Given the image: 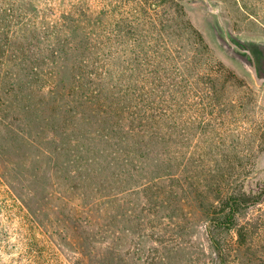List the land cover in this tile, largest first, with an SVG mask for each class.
Masks as SVG:
<instances>
[{
	"label": "rangeland",
	"instance_id": "1",
	"mask_svg": "<svg viewBox=\"0 0 264 264\" xmlns=\"http://www.w3.org/2000/svg\"><path fill=\"white\" fill-rule=\"evenodd\" d=\"M27 8L37 11L29 16ZM64 12L70 20L96 25L94 34L100 28L103 52L111 49V37L119 45L129 41V24L145 27L134 33L141 38L151 29L150 16L161 30L171 20L176 19L174 30L182 18L188 20L209 47L203 67L212 64L213 56L243 85L230 87L220 106L203 94L202 83L196 91L167 98L163 148L183 181H170L162 170L157 181L146 183L131 168L127 182L126 169L119 168L113 193L101 194L41 193V184L49 186L50 164L38 161L36 133L56 137L60 128L54 134L52 117L40 121L33 114L45 107V96L35 98L31 112L15 99L5 100L8 108L0 117V264H264V197L241 218L243 237L238 228L214 229L208 212L236 182L264 191V86L255 83L223 42L224 29L249 46L264 42V0H0V27L26 19L54 22ZM190 44L191 54L200 55L198 41L191 37ZM238 96L247 103L240 104ZM50 148L56 150L55 144Z\"/></svg>",
	"mask_w": 264,
	"mask_h": 264
},
{
	"label": "trees",
	"instance_id": "2",
	"mask_svg": "<svg viewBox=\"0 0 264 264\" xmlns=\"http://www.w3.org/2000/svg\"><path fill=\"white\" fill-rule=\"evenodd\" d=\"M35 10L27 8L29 16ZM68 15L64 12L62 19L54 22L26 19L0 27V117L8 108L5 100L12 103L15 99L31 112L35 98L41 101L39 97L45 96L49 113L43 106L33 114L40 121L52 117L49 123L54 134L60 128L56 137L36 133L38 161L42 166L50 164L47 175L54 180L49 186L41 184V193H113L111 183L118 180L119 168L126 169L127 182L131 168L146 183L157 181L162 170L170 181H183L163 148L162 110L167 98L170 94L182 97L187 89L196 91L202 83L203 94L220 106L225 103L221 99L228 96L227 90L240 88L243 81L231 76L229 68L213 56L212 64L203 67L202 55L208 52L210 57L209 47L202 33L183 18L178 32L173 29L176 19L161 30L150 16L151 29H145L141 38L134 33L145 27L129 24L125 38L129 41L119 45L111 37V49L103 52L100 28L94 34L96 25L70 20ZM191 37L198 41L200 55L191 54ZM119 46L128 50L120 52ZM248 88L252 94L253 89ZM238 99L240 104L247 103L240 96ZM53 144L56 150L50 148ZM102 184L105 190L100 188ZM263 197L262 187L246 189L236 182L209 207L210 224L214 229L238 228L239 237H243L241 218ZM214 243L223 255L218 241L214 239Z\"/></svg>",
	"mask_w": 264,
	"mask_h": 264
},
{
	"label": "water",
	"instance_id": "3",
	"mask_svg": "<svg viewBox=\"0 0 264 264\" xmlns=\"http://www.w3.org/2000/svg\"><path fill=\"white\" fill-rule=\"evenodd\" d=\"M208 6L209 8L212 9L209 3ZM214 11L217 14H219L218 10H214ZM220 22L224 27L222 20ZM224 30H225L224 31L225 38L223 39V42L227 50L237 60H239L243 64V66L250 72L255 83L258 86L263 87L264 86V42H259L254 44L253 46H249L244 42L235 40L233 37L229 35L226 29Z\"/></svg>",
	"mask_w": 264,
	"mask_h": 264
}]
</instances>
